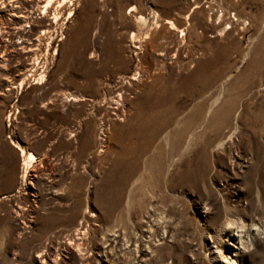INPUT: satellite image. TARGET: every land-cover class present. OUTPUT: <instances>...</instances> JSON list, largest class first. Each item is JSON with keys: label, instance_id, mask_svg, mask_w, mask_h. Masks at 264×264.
Wrapping results in <instances>:
<instances>
[{"label": "rangeland", "instance_id": "rangeland-1", "mask_svg": "<svg viewBox=\"0 0 264 264\" xmlns=\"http://www.w3.org/2000/svg\"><path fill=\"white\" fill-rule=\"evenodd\" d=\"M56 1L0 0V264H264V0Z\"/></svg>", "mask_w": 264, "mask_h": 264}, {"label": "bare ground", "instance_id": "bare-ground-1", "mask_svg": "<svg viewBox=\"0 0 264 264\" xmlns=\"http://www.w3.org/2000/svg\"><path fill=\"white\" fill-rule=\"evenodd\" d=\"M1 1H3V0H1ZM9 1H11V0H9ZM35 1H36V3L37 2H42V4L38 5V7H40V11L43 10V12L41 14L43 16L44 14H46V11L48 10V8H50V6L52 5V2H55L56 0H35ZM57 1H56L55 5L58 4ZM64 1H66V0H63L62 2H64ZM69 1H72V0H69ZM7 3H8V0H7ZM23 3L28 4L26 1H24ZM64 4L65 3H63L62 5H64ZM196 4H198V2H196ZM22 5L23 4L21 3V5H20L21 8H23ZM20 7L19 6H16L15 4L14 5H6V6L0 7V9L3 8V10L6 8L5 11H6L7 20L8 21L15 22V28H9L10 29L9 32H6L4 30L1 31V28H0V47H2L1 48V50H2L1 53H4V51L6 50V48H8V46L11 49H13V51L15 50L14 53L16 55H18V56H20V55L25 56V55H27V54H29V53H31L33 51L32 50V47H34V46H33V43H32L31 35H29L30 32L28 31V29H29V27L32 24L35 23L34 20L36 21L40 17L39 18H36L37 15H38V13H36V15L33 14V16H31V17H27L26 14H25V12H23ZM23 9H25V8H23ZM26 10L27 9H25V11ZM8 14H10V19H8L9 18L8 17ZM52 15H53L52 16L53 22H57L58 19H59L58 17H60V16H58V13H55L54 12ZM222 18H223L222 15L218 16V19H220L221 21L223 20V22L226 23L227 25L230 24V22L227 19H222ZM138 19L140 21H143L144 20L142 16H139ZM181 20H182V25L180 27H176L179 24L178 25L175 24L176 26H174V24L171 21H166L165 24L168 25V27H167L168 30H170V31H176V33L179 34L178 35L177 47H180L181 49H183L184 46H186L185 37H186L187 26L189 25V23H188L187 17L186 18L185 17H182ZM210 24H211L210 17H208L206 19V21H205V28L206 29H210V31H216L217 28H215L214 26H211ZM42 33H44V32H42ZM9 37L10 38L13 37V38H15V40H14V43H12V42L9 41L8 42L9 45H8L7 44V41L9 40ZM148 38L149 37L147 35L146 39L148 40ZM135 39H136V36L133 34L132 35V40L134 41ZM152 51L153 52H156L158 50L153 47L152 48ZM177 51H178V49H177ZM157 55L158 56H167V55L170 56L171 55V52H169V51H165V52L160 51V52L157 53ZM2 56L3 55L1 54L0 55V61H4V59H5V58L3 59ZM7 56L8 55H6V57ZM21 85H22V82H20L18 84L19 87ZM14 148L18 151L19 156L21 158V168L23 170L22 171L23 173H22L21 179L25 183V180H26V178H27V176H28V174H29L32 166H33V163L36 161V157L32 153H30V152H25L23 150V148L20 147V146H18V145H15L14 144ZM30 177H32V176L30 175Z\"/></svg>", "mask_w": 264, "mask_h": 264}, {"label": "built area", "instance_id": "built-area-1", "mask_svg": "<svg viewBox=\"0 0 264 264\" xmlns=\"http://www.w3.org/2000/svg\"><path fill=\"white\" fill-rule=\"evenodd\" d=\"M73 1H74V0H72V1H68V2H67V6L70 7V6L72 5V2H73ZM40 12H43V10H41ZM65 21H66V19L63 20V23H62V24H64ZM63 29H64V27H63V25H62V27L59 28L57 34L55 35L56 44H58V43L61 41V39L63 38V33H62V32H63Z\"/></svg>", "mask_w": 264, "mask_h": 264}]
</instances>
